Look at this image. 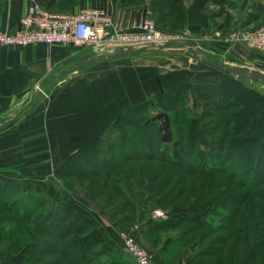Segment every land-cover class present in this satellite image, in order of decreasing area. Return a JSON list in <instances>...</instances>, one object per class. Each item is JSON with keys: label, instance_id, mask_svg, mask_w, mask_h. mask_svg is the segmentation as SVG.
<instances>
[{"label": "trees", "instance_id": "trees-1", "mask_svg": "<svg viewBox=\"0 0 264 264\" xmlns=\"http://www.w3.org/2000/svg\"><path fill=\"white\" fill-rule=\"evenodd\" d=\"M74 2L41 0L40 6L70 12L66 6ZM238 4L148 0L156 26L170 31L221 32L236 23L253 29L264 23V0H250L241 14ZM188 97L203 101L199 113ZM153 102L157 111L146 113ZM55 173L68 179V191L90 192L87 200L120 232L139 213L129 186L158 197L169 210L183 209L186 214L174 220L143 218L140 239L152 253L160 251L162 264H182L184 258L192 264H264V211L254 202L253 217L252 201L248 205L253 197L264 204V189H258L264 185V95L241 77L206 76L129 106ZM58 203L0 174V255L13 264L133 263L88 218Z\"/></svg>", "mask_w": 264, "mask_h": 264}, {"label": "crops", "instance_id": "crops-1", "mask_svg": "<svg viewBox=\"0 0 264 264\" xmlns=\"http://www.w3.org/2000/svg\"><path fill=\"white\" fill-rule=\"evenodd\" d=\"M29 2L30 0H3L0 6V29L8 32L16 30ZM123 2L124 0H76L73 5L66 6V9L71 12L80 7H101L113 16L117 29L129 30L140 18L134 17L131 6ZM249 2L250 0H238L239 14L247 9ZM79 54L80 52L69 46H49L43 43L26 47H0V118H10L23 96L28 92L32 94L41 80L56 73L65 60ZM126 58L128 56L123 57ZM118 59L109 63L91 64L95 67L93 70L97 71L95 74L87 72L83 66L79 67L46 86L43 91H47L49 96L51 93L54 95V98L50 99V110L33 115L34 112H39L38 105L43 101L40 100L42 98H37L40 93L44 95L41 91L35 97V103L27 106L14 124H9L0 131V174L12 175L15 170L20 176L30 173V178H34V174L42 175L45 168L58 165L67 155L95 137L103 135L111 121L126 107L149 99L146 95L133 97L125 106V78H121L119 73L123 67V59ZM68 66L69 63H66V68ZM181 66L188 68L182 69L184 76L177 81L168 73L173 74L180 68L172 70V67H166V79L171 84L162 89L184 87L189 82L208 75L205 64L187 60ZM145 86V94H148L150 87L148 84ZM135 87L134 82L127 85L128 92L142 93L140 85H137L136 91ZM157 93V90L153 91L154 95ZM32 110L31 115L25 118ZM8 130H12V133ZM84 216L88 218L86 213ZM104 229L110 236L109 240L113 239L111 241L121 247L120 237L115 241L117 234L107 226H104ZM153 260L162 264L157 257H153ZM182 262L190 264L187 258Z\"/></svg>", "mask_w": 264, "mask_h": 264}, {"label": "rangeland", "instance_id": "rangeland-1", "mask_svg": "<svg viewBox=\"0 0 264 264\" xmlns=\"http://www.w3.org/2000/svg\"><path fill=\"white\" fill-rule=\"evenodd\" d=\"M126 5L131 6V11H133L134 17H137L140 19L154 20V17L152 13L150 12V9L148 6V0L142 3H139V2L127 3ZM231 12L234 14L236 11L232 10ZM219 22L220 20L216 21L217 24ZM251 29L253 28H249V27L240 28L238 23H236L235 27L229 29V31L225 30L221 32H216L213 28H210L206 32H200V33H192L186 29L179 30V31H170L167 29L159 28V30H162L164 33L173 35L175 38L179 40V42L192 43L194 48L202 50L203 56L206 58L209 57V58L223 61L227 64H236V65L246 66L249 69H256L261 72H264V55L263 54L261 55L260 53L252 51L250 49H247L242 43L236 42V40L233 39V34L235 32L237 33V31H247ZM119 58L123 59V57H119ZM117 59L118 58H114V59H111L105 62L109 63L110 61H114ZM187 60L189 61L193 60L194 62L200 63L202 65L204 64L199 60L196 54H192L188 50L179 48V47H166V49L165 48L160 49L159 47H150L149 49L148 47V48H144L143 51H140L139 53L135 55H129L128 58L123 59V67L120 68L119 73H120L121 78L122 77L125 78V80H123L126 85L125 93H124L125 106L129 103L131 98L133 97L136 98L140 95L142 97L146 95L148 98H154V94H153L154 90H157V92H160L162 88L167 87L169 84H171L167 82V79H166L168 77L167 76L168 74H171V76L175 78V81H177L178 78H181L182 76H184V74L182 73V69L184 68L187 69L188 67L185 66L184 68H182L181 65L183 63H186ZM166 61H168L169 63H167ZM105 62H102V63H105ZM131 65L133 66L130 67ZM166 67H172V70L179 69V68L180 69L175 70L173 74L172 72L166 74L165 72ZM83 68H85L87 72H92L94 74L97 73L96 69L93 70V68H95L94 65H91V64L84 65ZM205 68L206 70H208L207 76H212L213 78H216V79L228 76V73L214 69L206 64H205ZM184 71H188V70H184ZM117 75L119 74L117 73ZM90 79H91V75L89 74V80ZM242 79L246 83L252 84L261 94L264 95V86L261 83L253 82L245 78H242ZM95 80L97 81L100 79H95ZM133 82L136 84V87L137 85L141 86L143 94L140 91L134 92L133 94L128 92L127 85H131ZM152 83H154L153 86H152ZM146 84H148L150 87V88L148 87L149 88L148 94H145V92L147 91V86H145ZM136 87H135V91H136ZM61 90L63 91L64 89H61ZM46 92L47 91H43L44 95L39 92L40 94L38 95V97L36 96L37 98L39 97L42 98L40 100H43V101L40 103V105H38L37 110L39 112L36 111L33 113V115H36L38 113L43 114L45 110L46 111L50 110V107H51L50 99H53L54 95L53 93H51L49 96ZM30 94L31 93L28 92L26 96H23L20 99V102L18 106L16 107V110L12 111L11 113L12 116L24 105V103L29 98ZM36 100L37 99L35 98V101ZM186 101H187L186 103L190 106H191V102L196 103L197 107L193 109V111L196 113H199L200 106L204 105L203 101L198 100L193 97H188ZM127 108L128 107H126L124 110H126ZM32 109L34 110V108ZM33 110L30 111V113H28L27 116H25V118L29 117L31 115V112H33ZM145 110H146V113L147 112L149 114L154 113L155 111H157V106L153 102L148 107H145ZM7 118H9V116L0 118V122L5 121ZM11 131L12 130H8V132L12 133ZM63 161H61L58 165H60ZM58 165L49 166L45 168V171L42 175L34 174L35 175L34 178H30L31 176L30 173L26 176L25 175L22 176V174L20 176V173L16 172L15 170L11 174L13 177L19 179L22 183L27 185L28 192L30 193L39 192V194H44V197L52 199L55 202V204H59L58 202L65 203L70 208L81 213L83 216H84V213H86L88 215L90 222L94 224L95 226H97L106 235L108 239H110L109 238L110 236L108 233H106L104 226L109 227V229L113 233L115 232V234H117V238L115 241H118V236L120 237V234L123 232H128L132 234L135 237L136 241L148 251V253L150 254L152 258L153 264H155V260H153V257H157L161 261L164 260L163 256L160 255L159 253L160 251H157L156 253H152L142 243L140 239L139 229L141 228V226H144L143 218L144 216L150 214V216L157 222L166 220V219L174 220L186 214V212L183 209L175 208V209L169 210L166 208V206L160 205V203L158 202V197L152 196L151 194L147 193L144 189H139L136 186H129L130 197L136 203L139 213H138L137 220L132 225H129L127 229L120 232V230L117 229L106 218L103 210L94 208L90 204V202L86 198V195H88L89 197H92V194L90 192H85V194L84 193H73L66 189V187L64 186V183L68 179L64 177H58L55 173V169L57 168ZM258 189H264V185H262L261 187H258ZM25 192H27V190L23 191L24 194ZM3 197H5V195ZM258 200L259 199H256L255 197H253V198H250L249 200L250 203H248L249 205L251 204V201H252V207L250 208V210L254 214L253 217H255V212L258 211L259 209H262L264 211L263 202L258 201ZM254 202H258V204L260 205L258 210H257V207L254 206ZM48 204H50V202H48ZM156 209H159L163 212V218L156 219L153 217V211ZM134 226H136L137 228H134ZM167 241L168 240L164 241V245L169 243ZM112 243L115 244L114 242ZM116 246H119V245H116ZM130 261H131V258H130ZM189 263L192 264L190 261ZM0 264H13V262H12L11 257H6V256H3L2 254V256L0 255Z\"/></svg>", "mask_w": 264, "mask_h": 264}, {"label": "built area", "instance_id": "built-area-1", "mask_svg": "<svg viewBox=\"0 0 264 264\" xmlns=\"http://www.w3.org/2000/svg\"><path fill=\"white\" fill-rule=\"evenodd\" d=\"M233 39L247 49L264 55V23L251 30L235 32ZM161 41L179 42L173 35L159 30L152 19H139L129 30H122L114 26L113 16L104 8L80 7L74 12H53L42 8L36 0H30L16 30L8 32L0 29V47L43 43L69 46L80 53L89 49L100 52L107 47L114 49ZM153 217L163 218V212L156 209ZM120 241L133 264H153L148 251L132 234L121 233Z\"/></svg>", "mask_w": 264, "mask_h": 264}, {"label": "water", "instance_id": "water-1", "mask_svg": "<svg viewBox=\"0 0 264 264\" xmlns=\"http://www.w3.org/2000/svg\"><path fill=\"white\" fill-rule=\"evenodd\" d=\"M159 46L179 47V48L186 49L190 53L196 54L202 63L214 69L226 72L232 77H241V78L249 79L253 82H259L264 86V72H261L256 69H249L246 66H241V65H236V64H227L217 59H208L203 56L202 50L194 48L192 43L176 42V41H161V42H145V43H141L137 45H129V46L114 48V49L107 47L100 52L93 50V49H89L85 52H81L76 57H71L68 60H65L62 64V67L56 73L51 74L47 76L46 78H44L43 80H41L39 86L29 96V98L24 103V105L13 116H11L9 119L3 121L0 124V131L5 129L9 124L16 121L18 117L21 115V113L24 111V109L33 102V100L39 94V92L43 91V89L46 86L52 84L56 79L62 77L63 75L73 72L77 68L82 67L84 65L105 62V61H108L114 58L133 54L144 48L159 47ZM67 62H69L68 68H66Z\"/></svg>", "mask_w": 264, "mask_h": 264}, {"label": "flooded vegetation", "instance_id": "flooded-vegetation-1", "mask_svg": "<svg viewBox=\"0 0 264 264\" xmlns=\"http://www.w3.org/2000/svg\"><path fill=\"white\" fill-rule=\"evenodd\" d=\"M67 63H69V62H67Z\"/></svg>", "mask_w": 264, "mask_h": 264}]
</instances>
